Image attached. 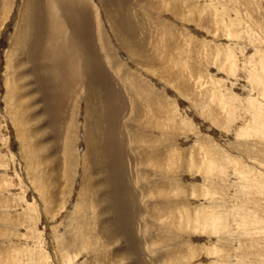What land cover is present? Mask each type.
Wrapping results in <instances>:
<instances>
[{
  "label": "rangeland",
  "instance_id": "1",
  "mask_svg": "<svg viewBox=\"0 0 264 264\" xmlns=\"http://www.w3.org/2000/svg\"><path fill=\"white\" fill-rule=\"evenodd\" d=\"M3 2L5 5L7 0ZM51 4L54 10L49 13ZM12 9L13 5L6 14L4 11L2 20L6 23L0 30V249L6 250L5 255L0 251V259L2 255L10 259L6 264H75L69 261L74 256L79 264H211L215 257L212 250L207 258L187 259L191 251L201 252L198 246L191 249L189 242L214 247L206 231L188 237L176 223L187 219L188 214L195 216L194 207L208 202L204 192L208 184L201 172L203 147L215 144L220 151L233 154L228 167L233 169L229 178L233 177L234 186L226 181L230 189L219 185V194L212 188L218 208L225 210V206L234 214L230 222L236 219L242 247L232 250L233 256L240 259L250 254L254 263L264 264V195L257 193L256 200L247 201L241 192L240 175L234 170L236 162L245 163L248 176L242 175L244 180L253 174L264 180V0H36L37 32H32L27 49L20 55H28L34 76L41 78L40 91L33 83L40 100L33 95L29 98L35 99L33 104H41L45 115L36 111L40 121L34 120L32 125L23 120V107L11 108L16 99L10 89L6 52L18 26ZM233 16L242 21L237 29L229 25ZM125 42L142 57L136 52L129 55ZM61 43L70 51H64ZM225 45L241 53L239 69L232 63L234 59H227L222 69L217 67L226 58L224 53L217 54L226 49ZM76 54L86 59L78 60ZM246 56L251 64L245 62ZM53 57L59 60L57 73L63 78L56 88L59 94L54 81L47 80L55 77L50 66ZM253 64L262 77L260 84L245 78ZM91 84L92 100L87 105ZM212 94L218 96L216 102ZM232 95L243 117L239 127L229 124L233 111L225 100L230 101ZM204 98H208V118L220 126L208 123L205 110L197 111L198 102ZM254 112L260 118L255 126L248 119ZM87 113L94 114L91 133L96 128L99 132L96 141L90 143L85 141ZM158 122L160 126L154 127ZM103 130L106 137L100 139ZM28 137L31 145L41 148L37 168L25 150ZM95 147L98 169L91 163ZM116 181L123 185L119 187ZM257 181L252 187L256 192V188L263 189ZM92 184H97L92 190L100 198L98 205L95 202V209L86 212L72 211L80 202H89L78 193L82 186L89 189ZM195 185L204 195L199 198L206 202L192 195ZM251 208L262 218L258 223H262L263 232L254 237H260L263 254L248 252V236L239 235L238 229H246L244 216ZM93 234L97 242L90 239ZM81 237L88 241L90 251L103 246L102 258L83 256L75 244ZM213 238L216 241L217 235ZM64 243L74 245L68 259V251L61 245Z\"/></svg>",
  "mask_w": 264,
  "mask_h": 264
},
{
  "label": "bare ground",
  "instance_id": "2",
  "mask_svg": "<svg viewBox=\"0 0 264 264\" xmlns=\"http://www.w3.org/2000/svg\"><path fill=\"white\" fill-rule=\"evenodd\" d=\"M14 2V3H13ZM194 2V1H193ZM35 3H36V0H21L20 2H19V0H7V2H6V4L4 5V2H3V0H0V30L4 27H2V25L4 24V23H6V22H3V20H2V15H3V13H4V11H5V14H6V12H8V9L13 5V8L15 7V9H14V11H13V9L11 10V12H15L16 14L15 15H17L16 16V19L18 20V26H17V28H16V33H15V35H14V38L13 39H9V46H10V49H9V51L8 52H6V60H7V63H8V69H9V77H10V79H11V82H12V88H10L11 90H12V92H13V94H14V96H13V100H14V98L16 99V102H15V104L11 107L12 108V110H13V108L14 107H17L18 105L21 107L20 109L22 110V107L24 108V110L26 111V113L24 114V119L23 120H25L26 122V125L27 124H33L32 122L34 121V120H37V122H39L40 121V119H39V117H40V115L39 114H37L36 113V111H42V113L45 115V111H44V108L41 106V104H39L38 102H35L34 104H33V102L35 101V99H33V98H29V96H31V95H33V97L35 96H37L38 97V99L40 100V98H39V96L37 95V93L35 92V89H34V85H33V83L35 82V84H36V90L38 91H40V88H39V82H38V80H40L41 78H40V76H34V74H33V71H34V66L31 64V63H29L28 62V60L27 59H29V57H28V55H26L25 57H20V55L21 54H24V50H26L27 49V47H28V42H30V35L32 34V32L34 31V32H37V30H36V26H35V24H34V14H35ZM217 4V3H216ZM52 5L53 4H51V5H49V13H52L53 12V10H54V8H52ZM156 4H154V6H155ZM190 5V4H189ZM219 5V4H218ZM217 5V6H218ZM191 6V5H190ZM194 6H196V5H194ZM221 6V5H220ZM193 7V6H192ZM214 7V6H213ZM222 7H225V6H222ZM191 8V7H190ZM194 8V7H193ZM233 8V7H232ZM232 8H231V10H232ZM192 9V8H191ZM196 11V10H195ZM215 12V11H214ZM204 13V12H203ZM226 13V12H225ZM224 14V13H223ZM74 15V14H73ZM237 15V14H236ZM238 16V15H237ZM18 17V18H17ZM232 17V16H231ZM234 17V16H233ZM230 18V17H229ZM226 19V18H225ZM225 19H223V21L225 20ZM218 20V19H217ZM231 20V19H230ZM228 22V21H227ZM242 22V21H241ZM240 21H239V18H237V17H234V18H232V20H231V22H230V24L229 25H231L232 26V28L231 29H233V28H235V29H237V24H239L240 26H241V23ZM218 23V22H217ZM243 26V25H242ZM98 28H100V27H98ZM245 30V29H244ZM100 31H101V28H100ZM235 31V30H234ZM236 32H238V30H236L235 31V33ZM101 35H102V32H101ZM231 36H232V33L230 34ZM103 39V38H102ZM207 38H205V40H206ZM209 40V39H208ZM208 42V41H207ZM209 42H211V41H209ZM126 43V42H125ZM62 45H60V47H62V49L64 50V51H66V50H69L70 51V49H66L65 47H64V45H63V43H61ZM123 44V43H122ZM213 44H215V43H213ZM222 44V43H221ZM229 44V43H228ZM32 45V44H31ZM204 45V44H203ZM234 45V44H233ZM232 45V46H233ZM236 45V44H235ZM101 46V45H100ZM216 46V45H215ZM226 46V45H225ZM228 46V45H227ZM226 46V49H224L223 51H221V52H219V53H217V54H222V53H224L225 54V56H226V58L224 59H221L220 61H219V64H218V66L217 67H220L221 69H222V67H223V65H224V63H225V61L227 60V59H234V60H232V63L233 64H235V68H240L241 66V61H243V60H239V58L240 57H242L241 56V53L240 54H238V52H233V49H236V47H234L232 50L230 49V50H228L227 48H229V47H227ZM231 46V45H230ZM123 47V46H122ZM221 47V46H220ZM223 47V46H222ZM221 47V48H222ZM87 48H88V50L90 49V47L89 46H87ZM124 48L126 49V51H127V53L129 54V55H132L133 53H135L136 52V54H137V56H139V54H140V56L142 57V53L138 50V51H135V49H134V47H131V44H129V43H126V44H124ZM207 48V47H206ZM245 48V47H244ZM217 49H218V46H217ZM240 49H242V48H240ZM208 50V49H207ZM245 50V49H244ZM210 51V50H209ZM217 51V50H216ZM241 51V50H240ZM80 51H78V53H79ZM26 53V52H25ZM211 53V52H210ZM244 53V52H243ZM88 54H89V51H88ZM213 54V53H212ZM90 55V54H89ZM211 55V54H210ZM210 55H209V57H210ZM244 55V54H243ZM247 55V54H246ZM212 56V55H211ZM82 57H84L85 59H86V57L85 56H82V55H77L76 54V59H80V58H82ZM24 58V59H23ZM215 58V57H214ZM221 58V57H220ZM244 58V57H243ZM212 59V58H211ZM236 59H238V62H236L235 60ZM242 59V58H241ZM52 63H53V65H50L51 66V68L55 71V77L54 78H52V77H48L47 78V80H49V81H54V83H55V91H57L56 90V88L58 87V86H60L61 85V82H62V79H61V76H59L58 75V69H59V60H56L55 59V57H53L52 58ZM251 60V59H250ZM249 60V58H247V56H246V59H245V62L246 63H248V64H251L252 63V61H250ZM204 61V60H203ZM190 62V61H189ZM188 62V63H189ZM206 62V61H205ZM214 62V61H213ZM212 62V63H213ZM203 63V62H202ZM261 63V62H260ZM259 63V64H260ZM109 64V63H108ZM258 64V63H257ZM256 64V66H258ZM261 65V64H260ZM262 66V65H261ZM204 67V66H203ZM244 67V66H243ZM247 67V66H246ZM252 67H254V69L252 68V69H250V71H249V73H248V75H246V77L245 78H249V81L250 82H257V83H261V81H263L262 80V77H260V75L258 74V73H256V71H255V64H253L252 65ZM21 68L23 69V70H21ZM36 68V67H35ZM245 68V67H244ZM259 68L260 69H262L260 66H259ZM218 69V68H217ZM232 71V70H231ZM262 71V70H261ZM264 71V70H263ZM216 72V71H215ZM170 73V72H169ZM199 73V72H198ZM247 73V72H246ZM263 73V72H262ZM175 74V73H174ZM173 74V75H174ZM179 74V73H178ZM240 74V73H239ZM4 75H6V73L4 74ZM169 75H171V73L169 74ZM186 75V74H185ZM221 75V74H220ZM219 75V76H220ZM109 76V75H108ZM191 76V75H190ZM206 76V75H205ZM234 76V75H233ZM238 76V75H237ZM6 77V76H5ZM31 77H32V79H31ZM235 77H236V75H235ZM108 78V77H107ZM194 78V77H193ZM204 78V77H203ZM202 78V79H203ZM30 79H31V81H30ZM61 79V82L59 83V80ZM106 79V78H105ZM169 79V78H168ZM167 79V80H168ZM178 79V78H177ZM198 79V78H197ZM229 79H232V77L231 78H229ZM8 80V79H7ZM100 80V79H99ZM170 80V79H169ZM201 80V79H200ZM9 81V80H8ZM179 81V80H178ZM42 82V81H41ZM177 82V81H176ZM184 83V82H183ZM6 84H7V82H6ZM179 85V84H178ZM253 85V84H252ZM8 86V85H7ZM10 86V85H9ZM46 86V85H45ZM47 86H49V85H47ZM91 86H92V84L88 87V92H89V97H87V100H86V104L88 105V104H90V102H91V100H92V91L90 90L91 89ZM179 86H182L181 84L179 85ZM264 86V85H263ZM102 88V87H101ZM52 89V88H51ZM7 90H8V88H7ZM8 91H10V90H8ZM48 91H50V89L48 88ZM54 92V91H53ZM55 93V92H54ZM57 93L59 94L60 93V91L58 90L57 91ZM203 93V92H202ZM9 94V93H8ZM7 94V95H8ZM48 94H50V93H48ZM99 94H101V96H102V92L101 93H99ZM193 94V93H192ZM186 95V94H185ZM204 95H206V94H204ZM203 95V96H204ZM209 95V94H208ZM194 96V95H193ZM210 97H213V98H215L214 100L212 99V101L214 102H216V98L218 97L217 95H215V94H212V96H210ZM28 98L30 99V104H29V102H28ZM188 98H189V96H188ZM193 98V97H192ZM200 98V97H199ZM27 100V103L25 104V102H24V100ZM192 100V99H191ZM195 100H196V97H195ZM199 100H201V99H199ZM198 100V101H199ZM194 102V101H193ZM225 104L226 105H229L230 107H229V111L230 112H232V114H230V116H232V119H230V122H229V124H231L232 125V123L234 124H237V127H239L240 126V122H241V119L243 118L242 117V114H240V112H238V110H237V105H236V102H235V97L232 95L231 97H230V101H229V99L228 100H225ZM95 103V102H94ZM198 104L200 105L199 106V110H197V111H201V110H205V113H206V116H207V118L210 116L209 115V113H207V111H206V107H207V104L209 105V103H208V98H204V99H202L201 101H199L198 102ZM252 104H253V102H252ZM18 106V107H19ZM95 106L97 107V110H98V106H97V104L95 103ZM111 103H108V107L107 108H109V110L111 111ZM224 108V107H223ZM88 109H92V110H96L95 109V107H93V108H91V107H89ZM193 110V109H192ZM93 113V112H92ZM91 113V114H92ZM19 114V113H18ZM200 114V113H199ZM202 114V113H201ZM200 114V115H201ZM26 116H31L30 118H27ZM87 116H88V113H87ZM93 116H94V114H93ZM93 116H90V114H89V116L88 117H86L87 118V123H86V130H85V141L87 142V143H90V142H94V141H96V138H97V136H96V134L97 133H99L98 132V129L96 128L95 129V131H93L94 133H91V131H92V128H91V126H92V124H93V119H94V117ZM107 115H104V116H102L103 118L104 117H106ZM189 116V115H188ZM203 116V115H202ZM238 116V117H237ZM259 115L258 114H256L255 112L253 113V114H251L249 117H251V118H248L251 122H252V124H253V126H255V124H254V122L256 121V120H259L260 118L258 117ZM103 118H101L102 120H103ZM152 118V117H151ZM31 119V120H30ZM98 119V118H97ZM97 119H96V117H95V122H96V124H97ZM209 119V122L208 123H210V124H214L215 126H220V124L217 122V120H213V121H211L210 120V118H208ZM22 120V119H21ZM30 120V121H29ZM102 120H100V121H102ZM157 120V119H156ZM247 121V120H246ZM24 122V121H23ZM22 122V123H23ZM157 122V121H156ZM204 122V121H203ZM261 123V122H260ZM16 124V123H15ZM95 124V125H96ZM190 124V123H189ZM239 124V125H238ZM25 125V126H26ZM176 125V124H175ZM185 125V124H184ZM263 125H264V122H263ZM107 126V125H106ZM152 126V125H151ZM160 126V123L158 122L156 125H154V127H156V128H158ZM229 126V125H228ZM1 127V126H0ZM145 128H147V130L150 128V126H148L147 124L144 126ZM195 128V127H194ZM222 128H223V125H222ZM170 129V128H169ZM172 129V128H171ZM170 131V130H169ZM18 132V131H17ZM33 132H34V130H33ZM5 133V132H4ZM25 133V132H24ZM175 133V132H174ZM17 135V134H16ZM105 134H104V130H103V132H100V134H99V136H100V139H105V137L106 136H104ZM108 135V134H107ZM154 136H156V135H154ZM30 137V136H29ZM27 138V144H25V150H26V152H27V154H29L30 156H31V158H33L32 159V165H33V168H37V166L39 165V162H37V159H38V156H39V154H41V148H39V146H35L36 144H33V145H31L30 144V141H31V139L30 138ZM146 138V137H145ZM109 139V138H108ZM115 139V138H114ZM37 140V139H36ZM35 140V141H36ZM37 142V141H36ZM102 142V141H101ZM35 143V142H34ZM92 144H94V143H91V146H90V148L92 149L93 147H92ZM38 145H40V144H38ZM217 146H219V145H215V144H210V145H207V146H204L203 147V149H204V154H205V156H204V158L202 159L203 160V162H202V166L203 167H201V169L203 170V171H201L202 172V175L204 174V177L202 178L205 182H206V184H208V186H207V188L208 189H205V193L208 195V197H209V199L207 200L208 202H206V201H203L202 199H200L199 198V196H201V198L204 196V195H202V193L201 194H199V192H198V190H197V187L199 186V185H195L194 186V190L192 191V195L193 194H195L194 195V197H195V199L198 197L199 198V200L200 201H202V202H206L207 204L206 205H204L203 206V204H197L195 207H194V211H195V216H190L189 214H188V218L187 219H183L182 221H179L178 223H176V224H178V227L180 226V227H183L182 229L184 230V233H185V236H188V237H195V235L193 236V232H194V234H197V232L198 231H200V232H204V231H206V233H207V237H208V239H209V241H213V245H214V247L212 248V249H210V246L206 243V242H197V241H195L194 243L193 242H189L190 243V246H191V249H192V247L193 246H198V247H200V249H201V252L199 253V254H196L195 253V251L193 250V251H191L190 253H189V256H188V258L187 259H189V258H191V257H196V256H198L199 258L201 257V258H207V256H209L210 255V252L209 251H213L214 253L212 254V255H215V257H213V259H212V262H211V264H220V263H223V264H257V263H254L253 262V258H254V256H251L250 254H245V256H241L240 257V259H239V256L237 255L236 257L235 256H233V253H232V250H236L237 249V247H242V243H241V241H239V238H238V233L236 232V230H237V228H238V226L236 225V219H234L233 218V220H232V222L234 223H232V222H230V220H229V217L230 216H234V214L232 213V212H230L229 210H227L226 208H225V206H224V209L225 210H222L220 207L218 208V206L215 204V201H217V198H216V195H214L215 193L216 194H219L220 193V191H221V188H220V186L219 185H222V187H226L228 190L230 189V186L229 187H227V185L229 184V183H231L232 184V186H234V184L232 183V178L230 179L229 177H230V175H233V169L231 170L232 171V173H231V171L229 170V167H228V161H229V159L231 158V156H233V154L230 156L228 153H227V151H220V149H218V147ZM27 148H28V150H27ZM158 148V147H157ZM21 151V150H20ZM97 151H98V149L95 147L94 148V152H93V150H92V152H93V154H95L96 153V156H95V159L94 160H91V163H92V166L94 167V168H97L98 169V167H97V164H98V159H97V156H98V154H97ZM89 152H90V150H89ZM90 154H91V152H90ZM203 154V153H202ZM18 155V154H17ZM42 155V154H41ZM49 155V154H48ZM47 155V156H48ZM92 155V154H91ZM108 155V154H107ZM162 155V154H161ZM171 155V154H170ZM178 155V154H177ZM195 155V154H194ZM183 156V155H182ZM41 157V156H40ZM39 157V158H40ZM44 157V156H43ZM50 157V156H49ZM169 157V156H168ZM30 158V157H29ZM41 159H42V157H41ZM40 159V160H41ZM51 159V158H50ZM170 159L171 158H169V161H170ZM44 160H45V158H44ZM44 160H43V162H44ZM46 161V160H45ZM50 161V160H49ZM51 161H53L52 159H51ZM50 161V162H51ZM189 161V160H188ZM241 161V160H240ZM49 162V163H50ZM174 162V161H173ZM172 162V163H173ZM198 162V161H197ZM235 162H236V160H235ZM45 163V162H44ZM43 163V164H44ZM51 164V163H50ZM100 164V163H99ZM169 164V163H168ZM189 164V163H188ZM236 164H237V168H234V170H236L237 171V174H239L240 175V179L242 180V182L241 181H239V182H241L240 184H241V186L240 187H242V193L244 194V196H245V199L247 200V201H250V199H251V201L252 200H256L255 199V197L254 196H258L259 194H262V195H264V180H263V178H261V177H259L258 175H255V174H253V176L252 175H250V176H252V177H247L246 178V180H244L243 179V176L242 175H244L245 174V176H248V174H247V172H246V164L244 163V165L242 164H238L237 162H236ZM49 165V164H48ZM170 165V164H169ZM175 165V164H174ZM177 165H179V164H177ZM181 165V164H180ZM190 165H192V164H190ZM189 165V166H190ZM233 165H235V164H233ZM241 165V166H240ZM30 167V166H29ZM111 167H112V164H111ZM171 167V166H170ZM192 168V167H191ZM194 168L196 169V170H201L199 167H196V166H194ZM251 168V167H250ZM3 169V168H2ZM175 169V168H174ZM193 169V168H192ZM176 170V169H175ZM4 171V170H3ZM50 171H51V168H50ZM174 171V170H173ZM5 172V171H4ZM33 172V171H32ZM32 172H30V173H32ZM42 172V171H41ZM48 172V171H47ZM52 172V171H51ZM163 172V171H162ZM174 172H177V171H174ZM178 172H179V170H178ZM172 173V172H171ZM3 174V173H2ZM4 174H6V173H4ZM47 174V173H46ZM51 174V173H50ZM52 174H53V172H52ZM175 174V173H174ZM179 174V173H178ZM29 175V174H28ZM37 175H39V174H37ZM45 175V174H44ZM48 175H49V172H48ZM180 175H182V174H180ZM180 175H178V176H180ZM51 176V175H50ZM183 176V175H182ZM237 176V175H236ZM40 177H42L41 175H40ZM258 177L262 180H260V179H258ZM51 178V177H50ZM115 178V177H114ZM177 178V177H176ZM189 180V179H188ZM229 180V183L226 185V181H228ZM258 180V181H257ZM11 181V180H10ZM9 181V182H10ZM220 181V182H219ZM255 181H257V183L256 184H258V187H263V189H257L256 187V190H257V192L254 190V189H252V187H254L253 186V183L255 182ZM42 182H43V184H45L46 185V189H49V186L50 185H48V184H46V183H44V181L42 180ZM117 182V181H116ZM221 182H223V183H221ZM94 183V182H93ZM118 184H119V187L121 186V185H123V184H121L120 182H117ZM195 183V182H194ZM180 184V183H179ZM178 184V185H179ZM193 184V183H192ZM195 184H197V183H195ZM205 184V183H204ZM126 185V183L124 184V186ZM194 185V184H193ZM94 186V187H93ZM184 186V185H183ZM182 186V187H183ZM86 187V186H85ZM85 187H81V189H80V191H79V193H78V197L80 198H84L85 200H88L89 202H84L83 203V201L82 202H80V204H78L77 206H73V207H76L74 210H72V211H74V212H77V213H80V212H86V211H88L89 209L91 210V208L92 209H95V202H97V205H98V203L100 202V198H99V196H98V194L97 193H95V195L93 194V190H92V188H97V184H95V185H91V188H89V189H85ZM98 188H99V186H98ZM212 188H213V190L215 191V193H212ZM238 189V188H237ZM88 190H90V191H88ZM184 190H185V188H184ZM225 190V189H224ZM223 190V191H224ZM222 191V192H223ZM226 191V190H225ZM228 192V191H227ZM236 192V191H235ZM72 193V192H71ZM196 193L198 194L197 196H196ZM241 193V194H242ZM257 193H259V194H257ZM222 194V193H221ZM228 194V193H227ZM233 195V194H232ZM185 196V195H184ZM243 196V195H242ZM187 197V196H186ZM219 197H221V196H219ZM224 197H226V196H224ZM230 197V196H229ZM239 197V196H238ZM253 197V198H252ZM93 198V199H92ZM98 198V199H97ZM223 198V197H222ZM22 199V198H21ZM37 200V199H36ZM41 200H43L44 202L45 201H47V199H46V197H45V199H43L42 197H41ZM224 200V199H223ZM54 201V200H53ZM197 201V200H196ZM221 201V200H220ZM55 202V201H54ZM225 202V201H224ZM211 203V204H210ZM49 204V203H48ZM177 204V203H176ZM175 204V205H176ZM210 204V205H209ZM236 204V203H235ZM244 204H245V202H244ZM12 205V204H11ZM43 205V204H42ZM45 205V204H44ZM97 205H96V207H97ZM177 206V205H176ZM185 206V205H184ZM220 206H222V205H220ZM241 206H244V205H242L241 204ZM240 206V207H241ZM174 207V206H173ZM2 208V207H1ZM46 208V207H45ZM182 208V207H181ZM97 210H98V208H96ZM183 209H185V210H187V208H186V206L185 207H183ZM190 209H191V207H190ZM232 209V208H231ZM236 208H234V211L236 212V210H235ZM239 209V208H238ZM188 210H189V207H188ZM250 210H252V212L250 213L249 211ZM250 210H248V212L246 213V215L244 216V222H245V225H246V229L245 230H242V231H240V229H238L239 230V235L241 236V235H243V236H248V238L249 239H247V240H249L248 241V243H247V251L248 252H251V254H252V252H254V253H257V254H263V251L262 250H260L261 248H263V246H260L261 244H260V242H261V239H260V237H254L255 235L256 236H258V235H260V233H262L263 232V226H262V223H258L259 221H262V218L258 215V211L257 210H255V209H253V208H251ZM103 211V210H102ZM101 211V212H102ZM172 211V210H171ZM179 211V210H178ZM185 212V211H184ZM189 212V211H188ZM41 213H42V211H41ZM177 213V212H176ZM11 214V213H10ZM74 215V214H73ZM187 215V214H186ZM9 216V215H8ZM89 216V215H88ZM165 216V215H164ZM166 217V216H165ZM232 218V217H231ZM176 219H177V217H176ZM178 220V219H177ZM171 222V221H170ZM0 223H1V220H0ZM166 223V222H165ZM175 223V222H174ZM15 224V223H14ZM260 224V225H259ZM90 226V225H89ZM80 227V226H79ZM176 227V226H175ZM173 228V227H172ZM177 228V227H176ZM175 228V229H176ZM189 228V229H188ZM86 229H87V227H86ZM174 229V228H173ZM236 229V230H235ZM77 230V229H76ZM84 231H85V229H84ZM87 231H88V229H87ZM172 231H175V230H172ZM177 231H178V229H177ZM18 232V231H17ZM81 232H82V230H81ZM86 232V231H85ZM85 232L83 233V234H85ZM167 232V231H166ZM202 232V233H203ZM80 233V232H79ZM79 233H77L76 235H79ZM87 233V232H86ZM183 233V231H181V234H184ZM18 234V233H17ZM16 234V235H17ZM170 234H172L171 232H170ZM170 234H168V235H170ZM201 234V233H200ZM14 235H15V233H14ZM174 235V234H173ZM214 235H217V240L216 241H214ZM81 236V235H80ZM79 236V237H80ZM16 237V236H15ZM88 237V236H87ZM187 237V238H188ZM201 237V236H200ZM72 238V237H71ZM92 241H94V242H97V236H94V234L92 235V237L90 238ZM166 239V238H165ZM77 240V239H76ZM90 240V241H91ZM234 240V241H233ZM78 241V240H77ZM87 241V240H86ZM86 241H85V238H84V240H83V237H81L80 238V240H79V242H75V244H77L78 246H79V249L81 250H83V256H87V255H93L96 259L97 258H100L101 257V254L103 253V251H104V248H103V246H101V248H98L97 246V249L95 250V248H94V250L93 251H90V245H87L86 244ZM89 241V242H90ZM221 241H223V243L221 242ZM55 243V242H54ZM79 243V244H78ZM87 243H88V241H87ZM211 244H212V242H210ZM62 246H64V249L65 250H67L68 251V254L66 253V255H67V259L69 258V256H70V252H71V249L73 248V246L74 245H70V243H64V244H61ZM221 245L222 246H225V248L223 249L222 247H221ZM212 247V246H211ZM248 248H249V250H248ZM224 250V251H223ZM0 251L2 252V254H4L5 255V252H6V250H5V248L3 249H0ZM221 251H223L222 252V254L220 255L219 253H221ZM28 252V251H27ZM193 253V254H192ZM82 256V257H83ZM105 257V256H104ZM75 258H76V256H74L72 259L71 258H69L70 260L69 261H73L75 264H79L78 262H77V260H75ZM102 258V257H101ZM185 260V259H184ZM8 261H10V259H8V258H6V257H4L3 255H2V258L0 259V262H1V264H6V263H8ZM86 261V260H85ZM118 261V259H116L115 260V262H117ZM98 262V261H97ZM100 262V261H99ZM188 262V261H187ZM195 262V261H194ZM203 262V261H202ZM68 263V262H67ZM31 264H33V263H31ZM84 264V263H83ZM184 264H185V262H184ZM204 264H207L206 263V261L204 262Z\"/></svg>",
  "mask_w": 264,
  "mask_h": 264
}]
</instances>
